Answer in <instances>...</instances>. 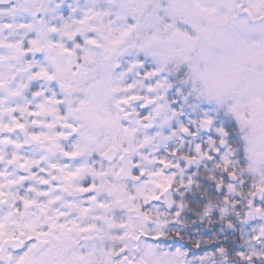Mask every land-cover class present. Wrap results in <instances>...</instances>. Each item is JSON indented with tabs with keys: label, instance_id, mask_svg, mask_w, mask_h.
Wrapping results in <instances>:
<instances>
[{
	"label": "rangeland",
	"instance_id": "obj_1",
	"mask_svg": "<svg viewBox=\"0 0 264 264\" xmlns=\"http://www.w3.org/2000/svg\"><path fill=\"white\" fill-rule=\"evenodd\" d=\"M64 1L66 0H62V3ZM70 1L72 10L66 19L59 18V0H22L16 4L18 9H14L10 3L8 6L0 4V79L9 75L12 64H22V51L33 53L38 45L44 46V52L39 56V60L31 64L40 68L38 74L44 80L58 79L55 92L51 90L52 87L42 88L44 92L52 91L51 98L43 94L41 100L38 97L30 100L34 103L35 112L27 109L29 103L25 106L20 102L21 97L13 95L6 79L0 80V90L5 94V97L0 98V125L6 132L5 137L0 140V197L7 196L12 207L8 197L9 189L16 190L20 182L28 181L27 177L22 175V170L37 167V162L41 164L40 170L35 171L39 178L38 185L47 187L39 191V195L46 199L34 203V209L27 205L22 213L17 215L10 210L11 232L19 230L20 218L25 223L27 233L37 236L44 228L52 229L50 225L60 218L58 209L53 206L55 202L61 200L64 207H72V204H66V199L61 193H53L47 185L52 176V168L58 164L60 157V161L62 158H81L74 159L73 163L66 161L67 163L59 167L66 190L85 192L86 187L82 185L81 180L84 173L93 170L91 155L104 151L111 144L128 150L133 148V158L137 160L139 169L150 174V177L148 181L138 185L124 184L132 192L127 197V207L131 214L136 211L133 192L139 196L147 189L163 186L167 177L158 171L157 149H161L163 144L175 137L174 133H169L168 128L175 122L174 114L178 111L172 112L170 119L162 116L158 121H154L155 129L149 136L140 126L126 127L119 123V117L111 104L113 86L117 82L125 94L123 99L132 91L144 89L146 92L150 87L153 88L155 97L164 95L168 80L176 69L181 68L183 60L196 59L191 69L192 75L188 78L190 87L196 94L193 105L186 104L187 110L195 112L197 107H202L201 113L209 117L213 111L211 107L226 106V111L243 130L246 151L249 154V172L264 188V19L259 24L253 22L264 14V0ZM112 4L119 6L118 15L114 17L104 11L106 6ZM189 12L191 22L184 19L188 17ZM46 15L51 21H57L56 27L44 26ZM176 19L184 21V27L178 21H173ZM26 20L28 22H25ZM77 38H84L85 44L80 45L81 40ZM94 44L99 45V48H93ZM78 48H81L82 56L75 52ZM142 54L149 57L148 63L139 60L138 57ZM130 57H134V60L129 59ZM80 61L97 67L99 64L113 65L115 61L117 64L129 61L133 66L127 70L117 68L116 73L111 68L107 75L115 77L114 79L105 76L98 81L93 79L76 83L75 80L81 75L78 71ZM170 65L174 67V72L168 67ZM103 74L106 73H95L97 76ZM118 74L121 76L116 77ZM140 74L143 75L141 79ZM240 74L245 78L241 88L240 84L234 81L235 76ZM129 77L131 83L122 89ZM75 92H81L80 98L73 96ZM59 94L62 95L60 99H65L69 107L62 115L56 116L61 130L59 135L53 130L55 137H49V134L43 131L45 127L51 128L50 116L57 110L47 112L50 104H55L54 99L58 98ZM188 97V92L180 96L181 105ZM84 99L85 101H81ZM76 101H80L79 106H74ZM167 107L172 109L165 103L162 113L167 111ZM158 108L159 104L150 112ZM19 115L27 117L25 124L31 130L37 129L34 136L42 142V150H21L19 137L13 132L20 124ZM100 128L104 130H99ZM75 129H82L83 133L74 136L73 143L69 144L68 135L76 132ZM104 133L114 136V140ZM58 140L67 146L66 150L60 148ZM83 153L85 154L80 156ZM152 164L157 168L154 169ZM98 165L101 166L100 163ZM105 169L108 176L114 173L115 167ZM94 176L101 178L100 173ZM35 178L33 177L34 181ZM91 187L98 189L94 185ZM117 196L111 192L110 199L102 198L99 194L90 195L88 198L90 202L101 204L106 212H111V216L103 222L108 229L110 226L120 225L121 222L111 221L117 205H107L109 200L117 203ZM87 221L83 220L81 224ZM127 221L130 225V220ZM67 224L68 220L64 218L63 228ZM79 225L75 224L77 228ZM157 228L158 226L155 231ZM63 240L64 238L55 236L51 246ZM122 242L129 244L124 240ZM148 243L139 244L143 247L137 258L139 264H178V259L156 253L153 243ZM87 247L90 249L89 245ZM71 251L74 256L72 263L93 264L94 260L91 258L76 260L75 257L80 254L79 247ZM68 259L70 257L64 255L57 264H67L70 261Z\"/></svg>",
	"mask_w": 264,
	"mask_h": 264
},
{
	"label": "flooded vegetation",
	"instance_id": "obj_2",
	"mask_svg": "<svg viewBox=\"0 0 264 264\" xmlns=\"http://www.w3.org/2000/svg\"><path fill=\"white\" fill-rule=\"evenodd\" d=\"M169 94L167 92L164 96L168 97ZM135 95H141L145 100L124 107V112L131 114L132 123L129 126L144 128L142 120L146 117L154 129V121H158L163 115L165 100L160 96L154 97L152 88H147L146 92L144 90L137 92ZM154 98L156 102L150 108H146L145 103ZM128 100L129 97L126 100L113 101L119 116L121 115L119 107ZM171 102L173 108L179 105L177 98H172ZM158 104L159 108L150 112ZM175 110L177 109H172L173 112ZM171 114H165L167 119H170ZM174 116L176 121L170 124L168 131L174 133L175 137L163 144L161 149H157L156 157V163H159L158 171L167 179L163 186L147 189L139 196L133 192V205L136 211L132 214V220L135 222L132 232L134 230L141 238L145 236L155 239L158 249H161L156 253L176 258L178 264H217L218 257L227 259L228 255L232 260L235 237L243 244L242 256L239 259L244 260L245 264H264V235L261 236L264 221L259 217L245 223L251 195L256 187L251 188L249 185L251 178L248 159L239 155L238 147L228 135L219 134L215 116L207 118L208 125L200 123L201 118L205 116L192 114L187 107H182L178 115L175 113ZM151 135L152 133L149 136ZM108 136L114 140V136ZM114 146L118 152L117 159L110 165H103V168L115 167L114 173L109 174L113 181L115 173L120 168L119 154L125 150L116 144ZM131 149L127 151L134 163L133 173L139 176V179L136 183L125 181L119 184L114 181V184L138 185L148 181L150 177V174L139 169L137 160L133 158V148ZM162 156L164 158H160ZM165 164L168 165L169 171L163 170ZM59 166L63 165L58 163L52 170ZM152 167L157 168L154 165ZM85 184L84 181L82 185L85 187ZM114 187L116 189L120 186ZM52 188L53 193H61L66 199V204H72V207H64L62 201L55 202L53 206L58 209L60 218L54 221L52 229L44 228L37 236L27 233L25 223L20 218L19 230L11 232L10 228V210L17 215L26 207L29 198L26 187L21 188L19 204L12 207L13 209L7 196L0 197V264H57L64 255L70 257L67 264H74L71 251L74 245L70 244L67 249L58 243L51 246L55 236L68 238L76 244L75 247L80 248V254L76 257L78 260L88 258V251L83 250L84 243L104 240L105 235L101 227L102 213L100 210L90 212L91 205L95 208L98 204L88 201L90 195H100V190L90 192L86 187L87 191L80 192L53 186ZM165 192L169 193L174 201L170 210L164 203ZM41 199L44 198L39 197V201ZM253 206L264 215V197L254 200ZM64 218L68 220L65 228ZM148 219L152 220V223L148 224ZM83 220L88 221L81 224ZM78 223L80 225L77 228L75 224ZM228 223L234 229L226 230ZM15 238L21 241L20 246L14 245L13 249L5 244L6 240ZM133 250L136 258L141 248L134 246ZM131 258L129 259L133 261V254Z\"/></svg>",
	"mask_w": 264,
	"mask_h": 264
},
{
	"label": "trees",
	"instance_id": "obj_3",
	"mask_svg": "<svg viewBox=\"0 0 264 264\" xmlns=\"http://www.w3.org/2000/svg\"><path fill=\"white\" fill-rule=\"evenodd\" d=\"M59 2L61 3L60 5H58V12L60 14L59 18L62 19H66L69 16L70 10H72V2L70 0H66L62 3V0H59ZM100 8V7H99ZM97 9V7H96ZM118 10H119V6L118 4H112V5H108L105 7L104 11L105 13H107L109 16L114 17L116 15H118ZM56 15V14H54ZM75 17V16H73ZM187 22H191L190 20V12L188 14L187 18H184ZM174 22L178 21V23L180 25H182L184 27L185 22L184 21H179V20H173ZM44 26L48 27V26H55L57 25V21H51V19H49L48 15H46L44 17ZM81 40V44L80 45H84L85 41L84 38L83 39H79ZM79 56L83 55V52L81 50V48H78V50H75ZM140 59V61L142 62H147L149 61V57L147 55H140L138 57ZM129 59H133L134 57H130ZM196 59H192V60H183L180 64L181 68L180 69H176V71L174 72V67L173 66H168L170 68L171 71L174 72V74L171 75V79L169 80V85H170V89L171 91H179L180 95L185 94L186 92L189 93V99H188V103H192V101L194 100L196 91H192L190 85L191 82L188 80V78L190 77V75H192L191 69L192 67L195 65ZM132 64V63H131ZM147 65V64H146ZM78 70L80 71V74L83 76H94L95 73H98L100 71H103L106 73V70L110 69L111 67L109 66H94L93 64H85L82 61L78 62ZM124 68H127L124 67ZM24 69L21 70L20 67H18L17 64H12L11 65V69L9 70V76H12L13 78L10 79V87L11 90L13 91L14 95H20L19 91H16V86H17V81H18V75L23 71ZM168 72V70H166ZM31 72L33 74H29L31 77H29L28 79L25 78L24 81L28 86V90L27 93H25L27 95L26 98L30 97V95L32 94V92L34 90H38V88H40V86L42 84H44V81L42 79H40L37 76V73H35V69H31ZM165 73V72H164ZM166 74V73H165ZM39 78V79H38ZM244 75L240 74L235 76L234 81L237 82V84H240V88L241 85L244 86V82H243ZM17 80V81H16ZM47 83L49 85H53L55 83V79H51V80H46ZM185 83V84H184ZM184 84V86H182ZM239 89V88H237ZM28 91H32L31 93H28ZM3 94H1L0 92V96H2ZM49 110H51V108H49ZM217 120L219 122L220 125H222L227 134L228 137L231 138L234 142L235 146H241L243 144V130L239 127V125L237 124V122L235 120H233L230 117V114L226 113V106H220L218 108V112H217ZM47 132L49 133V131L47 130ZM15 196L18 194V191L14 193ZM122 197L124 196V193L121 194ZM126 210H122L119 215H118V219L121 222L119 224H121V226H124L126 224V216L125 214ZM128 225V224H126ZM117 238L111 237L107 235V238L105 240V246H106V251L107 253H112L114 251L115 248H117L118 246L123 245V243L120 240H116ZM242 249H243V244L241 243V241L238 240V238H234V244H233V251H232V257L233 259H230V256L228 255V258L226 259V257H223L222 260L220 259V257H218V262L217 264H245V261L242 260L241 258L239 259L242 253ZM230 259V261H229ZM220 260L222 261V263L220 262ZM116 261V260H115Z\"/></svg>",
	"mask_w": 264,
	"mask_h": 264
},
{
	"label": "water",
	"instance_id": "obj_4",
	"mask_svg": "<svg viewBox=\"0 0 264 264\" xmlns=\"http://www.w3.org/2000/svg\"><path fill=\"white\" fill-rule=\"evenodd\" d=\"M37 53H41L42 52V47L37 48L36 50ZM142 97H134L131 99V101L133 102H137L141 99ZM126 117V116H125ZM18 132L20 133V135L22 136V142L24 146H37V141L32 139L27 133L26 131L22 128V127H18ZM2 134V130L0 128V136ZM115 157V149L113 148H109L104 154H103V158L107 161V162H111ZM121 162H122V168L120 169V171L117 173L116 175V180L120 181L123 179H132L135 180V178H133L132 174H131V170H132V163L129 161V159L127 158L126 153L124 152L121 158ZM61 181L60 175L57 172L55 177H54V182H58ZM263 195V191L260 188H256L255 192L253 193L252 197H251V202L249 203V212L247 213L246 217H245V222H248L250 220H254L256 218L262 217V219L264 218L261 213L259 211H256L255 208L252 205V202L254 199H261ZM168 206L167 209H170V207H172L173 202H171L170 204L168 199H165L164 201ZM170 205V206H169ZM228 227H230V225H227V229ZM262 235H264V228L262 230ZM19 242L17 240H11V241H7L6 244L11 246V247H15L19 246L18 244ZM125 251V249H121L119 250L116 255L122 254ZM122 264H131V262L127 261L126 258L122 259Z\"/></svg>",
	"mask_w": 264,
	"mask_h": 264
}]
</instances>
